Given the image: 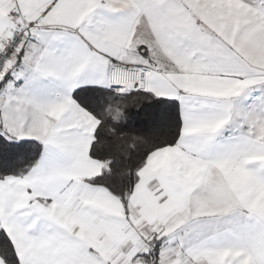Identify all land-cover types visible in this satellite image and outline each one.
<instances>
[{"label":"snow or ice","instance_id":"1","mask_svg":"<svg viewBox=\"0 0 264 264\" xmlns=\"http://www.w3.org/2000/svg\"><path fill=\"white\" fill-rule=\"evenodd\" d=\"M0 264H264V0H0Z\"/></svg>","mask_w":264,"mask_h":264}]
</instances>
